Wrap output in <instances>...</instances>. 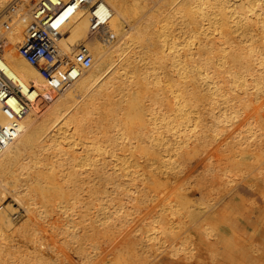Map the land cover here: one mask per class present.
<instances>
[{
  "label": "bare ground",
  "instance_id": "6f19581e",
  "mask_svg": "<svg viewBox=\"0 0 264 264\" xmlns=\"http://www.w3.org/2000/svg\"><path fill=\"white\" fill-rule=\"evenodd\" d=\"M106 2L93 36L62 19L92 58L63 89L1 39L34 103L0 151V264H264V0Z\"/></svg>",
  "mask_w": 264,
  "mask_h": 264
},
{
  "label": "built area",
  "instance_id": "2783aa9c",
  "mask_svg": "<svg viewBox=\"0 0 264 264\" xmlns=\"http://www.w3.org/2000/svg\"><path fill=\"white\" fill-rule=\"evenodd\" d=\"M107 6L106 0H11L0 14V39L8 34L16 37L19 53L39 70L49 87L60 90L72 83L71 76L80 75L92 63L83 49L72 53L62 49V19L76 9L88 8L89 30L95 32L108 20L99 14ZM33 103L0 67V110L11 119L7 125L0 122V151L20 134L19 121L31 111Z\"/></svg>",
  "mask_w": 264,
  "mask_h": 264
},
{
  "label": "rangeland",
  "instance_id": "374dc122",
  "mask_svg": "<svg viewBox=\"0 0 264 264\" xmlns=\"http://www.w3.org/2000/svg\"><path fill=\"white\" fill-rule=\"evenodd\" d=\"M251 4H253V3H251ZM89 28V27H88ZM125 28L126 29H128V30H130L131 29V27H130V25L129 24H125ZM90 31V30H89ZM90 34H91V36H93L94 34H93V32H90ZM114 39H116V35L114 36ZM0 44H1V39H0ZM72 52V51H71ZM74 52V51H73ZM70 53V52H69ZM0 54H1V51H0ZM6 192H7V195H6V197L3 199V203H4V205H11L12 207H16V209L18 210V211H20L21 213H25L24 212V207H23V205H21L20 203H18V201H17V199L8 191V190H6Z\"/></svg>",
  "mask_w": 264,
  "mask_h": 264
}]
</instances>
